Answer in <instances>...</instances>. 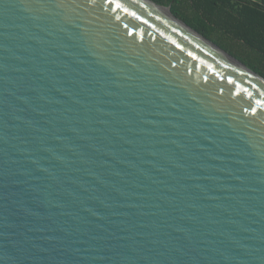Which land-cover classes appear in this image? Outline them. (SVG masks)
Listing matches in <instances>:
<instances>
[{"label": "water", "instance_id": "95a60500", "mask_svg": "<svg viewBox=\"0 0 264 264\" xmlns=\"http://www.w3.org/2000/svg\"><path fill=\"white\" fill-rule=\"evenodd\" d=\"M0 264H264V78L151 0H0Z\"/></svg>", "mask_w": 264, "mask_h": 264}, {"label": "trees", "instance_id": "16d2710c", "mask_svg": "<svg viewBox=\"0 0 264 264\" xmlns=\"http://www.w3.org/2000/svg\"><path fill=\"white\" fill-rule=\"evenodd\" d=\"M264 78V0H151Z\"/></svg>", "mask_w": 264, "mask_h": 264}, {"label": "built area", "instance_id": "2783aa9c", "mask_svg": "<svg viewBox=\"0 0 264 264\" xmlns=\"http://www.w3.org/2000/svg\"><path fill=\"white\" fill-rule=\"evenodd\" d=\"M249 1H255V0H249Z\"/></svg>", "mask_w": 264, "mask_h": 264}]
</instances>
